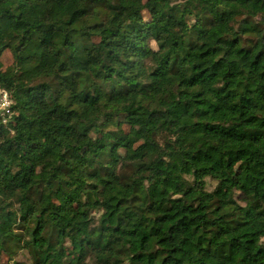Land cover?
Returning <instances> with one entry per match:
<instances>
[{
	"label": "trees",
	"instance_id": "1",
	"mask_svg": "<svg viewBox=\"0 0 264 264\" xmlns=\"http://www.w3.org/2000/svg\"><path fill=\"white\" fill-rule=\"evenodd\" d=\"M54 1L0 0V264H264V0Z\"/></svg>",
	"mask_w": 264,
	"mask_h": 264
},
{
	"label": "rangeland",
	"instance_id": "2",
	"mask_svg": "<svg viewBox=\"0 0 264 264\" xmlns=\"http://www.w3.org/2000/svg\"><path fill=\"white\" fill-rule=\"evenodd\" d=\"M63 2H64V0H55L54 3H53V6H52V10L61 7ZM143 2H144V0H125V5L127 7H135L136 8V7H139L140 5H142ZM128 16H129L128 12L121 13L119 15V17L117 18V22L118 23H123V22L127 21ZM52 21H53V16L50 13H47L42 18V23H45V24L50 23ZM44 46L46 48H48L49 44L47 42H45ZM56 189H57L56 184L51 183L50 191H51L52 194L55 192ZM43 205H44V207H46V211L43 213L42 221L44 223H50V220H51L50 212L52 210L50 209V207L47 206L48 205V200H43Z\"/></svg>",
	"mask_w": 264,
	"mask_h": 264
},
{
	"label": "built area",
	"instance_id": "3",
	"mask_svg": "<svg viewBox=\"0 0 264 264\" xmlns=\"http://www.w3.org/2000/svg\"><path fill=\"white\" fill-rule=\"evenodd\" d=\"M11 105L8 95L0 92V124L6 123V117L9 116V107Z\"/></svg>",
	"mask_w": 264,
	"mask_h": 264
}]
</instances>
